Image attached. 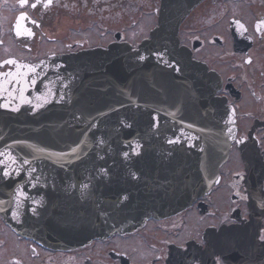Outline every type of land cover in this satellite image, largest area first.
Here are the masks:
<instances>
[{
	"label": "water",
	"instance_id": "1",
	"mask_svg": "<svg viewBox=\"0 0 264 264\" xmlns=\"http://www.w3.org/2000/svg\"><path fill=\"white\" fill-rule=\"evenodd\" d=\"M203 1L160 0L137 48L0 72V210L16 231L74 249L177 214L218 183L235 113L217 95L220 76L179 39Z\"/></svg>",
	"mask_w": 264,
	"mask_h": 264
},
{
	"label": "flooded vegetation",
	"instance_id": "2",
	"mask_svg": "<svg viewBox=\"0 0 264 264\" xmlns=\"http://www.w3.org/2000/svg\"><path fill=\"white\" fill-rule=\"evenodd\" d=\"M136 1L52 0L48 8H32L36 0L24 7L0 0V72L16 67L8 60L36 64L120 42L139 46L157 15L148 36L130 38L137 22L129 18L124 27L119 6L131 12ZM21 14L26 19L17 35ZM179 38L220 75L218 95L235 113L236 134L219 182L178 214L69 250L19 233L0 210V264H264V0H205L182 23ZM189 216L197 232L185 238Z\"/></svg>",
	"mask_w": 264,
	"mask_h": 264
},
{
	"label": "rangeland",
	"instance_id": "3",
	"mask_svg": "<svg viewBox=\"0 0 264 264\" xmlns=\"http://www.w3.org/2000/svg\"><path fill=\"white\" fill-rule=\"evenodd\" d=\"M217 4L218 5H216L215 7H218L217 11L221 12L222 10H219L221 4H219V3H217ZM156 8H157V10L155 11ZM159 8H160V0H159V4H158L157 0L156 1L155 0L154 1L153 0L136 1L135 6H134V10L132 9L131 12H125L128 9L127 5L123 4V5L119 6V12H120L119 13V19H121L123 15L125 16V18H123V21H125L124 24L126 26H124V27H127L131 24L132 21L129 20V18H133L137 22V25L135 26V28L133 30L128 31L130 38L132 37V39H140L142 37L148 36L149 29H151V27L156 23V15L158 16ZM241 8H243V7H241ZM154 11H155V13H154ZM119 29L121 30L122 28L119 27ZM225 195H226V193H225ZM222 197H224V195ZM223 206H224V204L222 203V207ZM178 213H180V212H178ZM192 218L194 221L193 224H192ZM188 221H189V225H188L189 227L186 228L185 225L183 226V230H185V234L187 235V236H184L185 238L189 236L190 231H191V233H194V234L197 232L195 230V225H197V222H195V217L189 216ZM163 235H164V233H163ZM136 243L138 246H140L142 244L141 246L146 247V245H145L146 243L142 239H140V240L137 239ZM137 248H139V247H137Z\"/></svg>",
	"mask_w": 264,
	"mask_h": 264
},
{
	"label": "snow or ice",
	"instance_id": "4",
	"mask_svg": "<svg viewBox=\"0 0 264 264\" xmlns=\"http://www.w3.org/2000/svg\"><path fill=\"white\" fill-rule=\"evenodd\" d=\"M19 2H20V6L21 7H24L26 4H27V2H28V0H19ZM51 3H52V0H36V2L35 3H32L31 4V7L32 8H36L39 4H42V6L44 7V8H48L50 5H51ZM26 19V16L24 15V14H21L18 18H17V21H16V25H15V28H16V31H17V35H19L20 34V28H21V21H24ZM25 31H28L27 29H25ZM28 35H31V32L30 31H28ZM141 59H144V57H140ZM4 63H6V64H12V65H16V67H17V73L16 74H8L9 76H15V75H22L21 73H19V69H20V65H17L16 64V61H14V60H8V61H5ZM0 91H3V86L2 85H0ZM22 91V90H21ZM3 107H9V105L8 104H4V105H2ZM12 111H18V109L17 108H13V109H11ZM179 141H169V143H178ZM74 153L76 152V149H73L72 150ZM137 154H139L138 153V151H137ZM125 155H127V153H125ZM9 159L10 160H12V162L13 163H15V159L14 158H12L11 156L9 157ZM10 175V173L9 172H7V171H5L4 172V176L5 177H7V176H9ZM86 187V186H85ZM16 204H17V207H20V204H21V200H20V198H26L25 197V195H24V193H23V191H20L19 189L17 190V192H16ZM124 199H127V197H124ZM33 211H35V209H33ZM14 215H16V213H14ZM262 239H264V237H262Z\"/></svg>",
	"mask_w": 264,
	"mask_h": 264
}]
</instances>
